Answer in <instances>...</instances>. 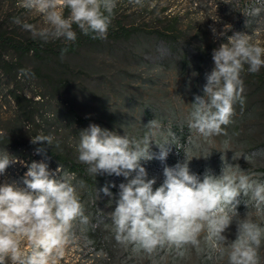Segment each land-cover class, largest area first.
<instances>
[{
  "label": "rangeland",
  "instance_id": "374dc122",
  "mask_svg": "<svg viewBox=\"0 0 264 264\" xmlns=\"http://www.w3.org/2000/svg\"><path fill=\"white\" fill-rule=\"evenodd\" d=\"M157 1L160 3L157 10L167 5L170 11H179L183 16L179 23L183 32L177 50L151 33L158 21L148 15L151 7L145 6L154 5ZM244 1L238 0L234 7L222 8L213 0L208 3L204 0L201 5L196 0H143V6L127 2L124 5L126 11L120 10L111 25L116 28L121 21L126 27H141L139 31L129 38L118 40L107 33L106 39L85 44L71 52H63L60 48L71 42H66L63 38L45 41L13 22L14 18L19 17L22 22L41 27V17L18 7L19 0H0V35L17 42L34 41L49 51L48 55L40 57L35 55L34 50L26 53L12 46L0 49V66L8 62L16 71L11 76L0 72V90H6L8 82H15L27 96L34 98L38 102L36 125L28 122L24 130L34 127L39 128L40 132L48 131L58 146L74 158L78 156L76 144L79 142L80 131L91 124L139 139L148 131L144 125L155 119L161 126L159 131L162 134L156 137L157 142L162 143L167 137L173 144L167 158L183 162L186 152L193 155L212 152L207 158L194 157L189 162L191 172H202L201 179L206 171L215 175L221 173L223 161L219 151H226L224 155L228 163L239 165L254 180L264 182V177L259 172V168L264 167V68L257 73H249L247 65L245 66L241 73L243 103L237 102L234 106L232 123L215 138V148H209L206 142L194 138L187 123L192 110L191 104L196 96L203 95L206 75L214 68L213 50L227 42V36L234 32L254 34L256 42L264 46V11L262 16L248 15L246 13L252 7L244 5ZM254 6L259 5L254 1ZM117 7L122 8L123 5L119 4ZM220 10H227L230 15L226 16ZM238 12L240 16H236ZM67 15L65 11V16ZM226 25L230 28L224 36H213L210 26L215 27L217 32H222ZM73 30H77L75 25ZM200 47L209 54L203 68L196 61ZM184 51H189V58L194 60L188 68H184L181 63ZM0 114L3 120L0 128L3 131L15 129L7 119L17 114V107L2 92ZM185 132L189 135L184 140L181 133ZM24 137V143H29L34 138L31 133ZM150 151L154 158L140 163L146 169L148 178L156 179L153 186L155 190L164 181L163 168L175 165L156 158L160 149L155 142L151 143ZM233 156L240 158L233 159ZM15 160L5 173L0 174V184L8 182L21 188L26 187L23 180L28 165L24 160ZM38 162L51 164L43 156ZM98 176L105 180L95 193L89 191L86 184L79 189L89 223L78 227L77 245L66 249L58 264H93V261L94 264H222L210 244L203 239L201 251L189 248L184 256L175 249L160 250L151 257L143 253L134 254L131 249L125 251L116 244L109 213L115 208L119 185L127 183V180L123 176ZM105 186H109L112 197L101 191ZM244 198L245 204H250L251 208L239 212L240 216L244 217L249 213L253 222L261 223L254 203L248 197L241 196V200ZM261 212L264 213V209ZM91 223L102 234L103 243L100 246L107 253V259H94L95 243L88 228ZM226 235L230 240L236 238L235 224ZM28 250L25 241L24 251ZM260 256L264 264V245L260 248Z\"/></svg>",
  "mask_w": 264,
  "mask_h": 264
},
{
  "label": "clouds",
  "instance_id": "9594fccd",
  "mask_svg": "<svg viewBox=\"0 0 264 264\" xmlns=\"http://www.w3.org/2000/svg\"><path fill=\"white\" fill-rule=\"evenodd\" d=\"M129 2L143 6V0ZM118 3L119 0H19L18 7L41 17L42 26L22 22L19 17L13 22L45 41L63 38L75 42L73 25L84 35L106 39ZM255 4L259 6L246 14L258 16L264 11V0H255ZM229 28L226 25L224 31L217 32L210 26L214 37L224 36ZM226 40L213 50L214 68L206 75L203 95L196 96L191 104L187 121L192 136L206 142L209 148L216 147L215 138L232 123L237 102L243 103L241 73L245 66L249 73L264 68V46L256 42L254 34L234 32ZM144 126L148 131L137 139L91 124L80 131L76 144L78 161L88 165L90 175L123 176L127 180L119 185L115 208L109 213L116 244L148 257L171 249L184 256L189 248L201 251L203 239L222 264H262L264 182L254 180L239 165L228 163L226 151H219L221 173L206 171L201 179L190 171L189 162L194 157L207 158L212 152H186L183 162L163 168L164 181L154 190L156 179L148 178L140 162L154 158L152 142L160 149L156 157L160 161L166 160L173 144L167 137L157 142L156 137L162 135L157 120ZM51 141V137L32 139L33 144L46 142L50 146ZM44 151L37 149L38 153ZM15 162L7 151L0 153V174ZM74 180L75 174L63 171L61 166L50 171L47 163L34 161L25 173L26 187L0 184V264H58L66 249L77 245V229L87 225L89 217L79 191L85 182L73 183ZM101 191L113 196L109 186ZM241 196L254 203L261 223L253 222L249 213L240 216L237 209ZM233 224L236 238L230 240L226 233ZM107 258L103 250L94 253L96 260Z\"/></svg>",
  "mask_w": 264,
  "mask_h": 264
},
{
  "label": "trees",
  "instance_id": "16d2710c",
  "mask_svg": "<svg viewBox=\"0 0 264 264\" xmlns=\"http://www.w3.org/2000/svg\"><path fill=\"white\" fill-rule=\"evenodd\" d=\"M201 5L203 4L204 0H196ZM255 0H245L244 5H248L250 7H253ZM132 4L129 2V0H119V4L123 5L122 8H116L114 12V18L112 19L111 24L116 20V16H118V13L120 10L126 11V8H124V5L126 3ZM210 2V0H206V3ZM213 2L216 3V5L225 7H234L238 0H213ZM117 5V6H118ZM160 3L157 1L154 5H144L146 8H150L148 11V15L151 18H154L158 23L156 24L155 28L151 30V33L155 34L158 38L164 40L168 43V45L173 49H179L180 45V38L181 34L183 32L182 28L180 27V21L182 20V15L179 11L173 12L170 11L167 5L161 6L159 10L157 8L159 7ZM243 5V4H242ZM139 7V6H137ZM223 11L226 16H229L230 13H228L227 10H220ZM262 16V12L259 14ZM236 16H240V12L237 13ZM77 27V26H76ZM141 27L139 26H133V27H126L125 25L121 24V21H119V24L116 28H114L112 25H110L108 29L109 35L113 39H124L129 38L131 35H133L135 32L139 31ZM77 33V40L75 42H71L68 44L63 45L60 50L67 49V51L63 52H71L74 51L85 44L89 43H95L100 41L99 38L94 39L92 35H84L79 28L77 27L76 30ZM12 46L16 49L20 50L21 52L28 53L30 50H34L35 55L43 57L44 54L48 55L49 51L45 50L43 46L38 44L37 42L31 41L27 43L23 42H17L13 40L12 38H8L5 36L0 35V49ZM189 51H184L182 56V66L184 68H188L192 65L193 61L189 58ZM207 50L200 47L199 51H197V62L199 63V67L203 68V64L205 63V59L208 56ZM8 65V66H6ZM6 65L0 66V72L4 73L6 76H11L12 74L16 73L15 69L11 65V63L6 62ZM15 79V78H14ZM14 83V84H13ZM4 89H1L0 92L4 94L5 97L12 100L16 107H17V114L14 116H11L10 120L8 122L13 123V127L15 129H12L10 131H3L2 128H0V153L7 151L8 154L11 156V158L24 160L27 165L29 166L32 162H38L39 159L43 156L51 161V164H49V168L56 170L59 166H61L63 171L74 173L75 174V180L73 183H77L81 180H83L87 186V189L91 191L92 193H95L98 189V187L101 184H104V177L101 176H93L90 175L87 171L88 165L83 164L78 161L77 158H74L73 156L65 153L58 144L52 139L51 146L47 145L46 142L33 144L31 142H25L23 139L24 136H28L29 133L32 134L35 139L36 137H51L50 133L47 131L40 132L39 128H29V130L25 131V126L28 122L34 123L36 125V116L38 115L37 110V104L38 102L34 100V98L27 96L21 88H19L15 82H8V85ZM2 116L0 114V123H2ZM1 127V126H0ZM188 133H181V137L185 140L188 137ZM44 148L45 151L38 153L37 149ZM167 161L172 163L173 165H176L178 162H180L176 158H166ZM259 172L261 173V176L264 177V167L259 168ZM201 171L197 173L198 176H201ZM246 198L241 200V204L238 206V212H243L246 209L251 208L247 204V207L245 206ZM89 233L91 236V239L94 241V253L100 250H103V248L100 246L102 241V234L100 233L98 227H94V223H91L89 226ZM104 251V250H103ZM105 252V251H104ZM102 264H112L111 262H106Z\"/></svg>",
  "mask_w": 264,
  "mask_h": 264
}]
</instances>
